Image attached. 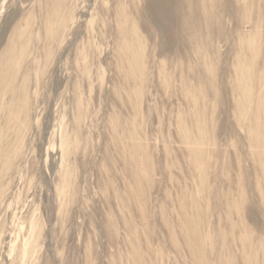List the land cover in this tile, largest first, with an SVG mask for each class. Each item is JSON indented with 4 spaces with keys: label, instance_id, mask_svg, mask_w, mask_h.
<instances>
[{
    "label": "rangeland",
    "instance_id": "1",
    "mask_svg": "<svg viewBox=\"0 0 264 264\" xmlns=\"http://www.w3.org/2000/svg\"><path fill=\"white\" fill-rule=\"evenodd\" d=\"M147 1L0 0V264H264V0Z\"/></svg>",
    "mask_w": 264,
    "mask_h": 264
},
{
    "label": "bare ground",
    "instance_id": "2",
    "mask_svg": "<svg viewBox=\"0 0 264 264\" xmlns=\"http://www.w3.org/2000/svg\"><path fill=\"white\" fill-rule=\"evenodd\" d=\"M188 2H189V0H175L174 2H171L170 0H148L146 2V6H145V11H146L145 14H147V13L149 14L151 12H154L158 18L162 17L160 19L162 21V20L167 19L168 16L171 15L172 12H175V13H177L176 16H179V17L177 18V20H172L173 23H175V22L178 23V32H186L187 27H188L187 20L183 16H180V15H182V13H183L182 10H185L186 7L188 6ZM191 5L194 6V1H192V0H191ZM153 10H155V11H153ZM145 17H146V15H145ZM137 20H138V18H137ZM192 20L194 22V25L197 26L198 21L195 19V17H192ZM172 21H170V23H172ZM153 24H154V28L156 27L159 29L158 24L157 25L155 23H153Z\"/></svg>",
    "mask_w": 264,
    "mask_h": 264
}]
</instances>
